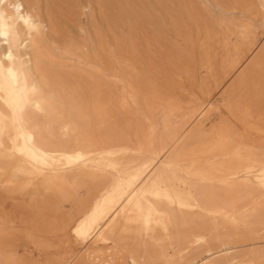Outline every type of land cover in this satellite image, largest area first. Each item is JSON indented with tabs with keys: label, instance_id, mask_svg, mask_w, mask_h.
Segmentation results:
<instances>
[{
	"label": "bare ground",
	"instance_id": "bare-ground-1",
	"mask_svg": "<svg viewBox=\"0 0 264 264\" xmlns=\"http://www.w3.org/2000/svg\"><path fill=\"white\" fill-rule=\"evenodd\" d=\"M258 2L254 18L264 27V0ZM43 12L41 0H0V170L14 185L36 182L53 192V231L64 235L74 226L85 238L96 230L93 241L111 244V250L85 252L90 264H239L244 252L234 249L249 248L246 262L264 253L252 247L264 237V151L243 146L241 132L264 134V41L253 39L251 26L239 23L217 42L227 49L217 86L227 95L228 116L209 131L185 123L173 102L158 139L120 142L111 100L103 99L92 73H69L72 80L89 81V111L103 142L98 145L88 107L50 69L52 25ZM239 12L253 14L248 6ZM257 171L260 186L251 179ZM76 189L85 196L77 197ZM59 200L73 202L74 214L66 218ZM7 254L5 264H15V253ZM73 258L61 260L71 264Z\"/></svg>",
	"mask_w": 264,
	"mask_h": 264
},
{
	"label": "rangeland",
	"instance_id": "rangeland-1",
	"mask_svg": "<svg viewBox=\"0 0 264 264\" xmlns=\"http://www.w3.org/2000/svg\"><path fill=\"white\" fill-rule=\"evenodd\" d=\"M41 5L43 17L50 19L52 25L50 50L55 59L50 69L63 75L65 90L72 92L75 87L88 107L86 114L92 125L89 123V129L97 138L93 134L91 137L94 143L98 139V145L103 142L89 111V81L84 77L72 80L69 73H92L103 99L111 100L107 106L115 124V137L137 144L158 139L163 131V113L173 102L181 106L180 117L186 120L183 122L191 126L202 124L206 131L226 118L227 95H222L217 83L223 76L227 49L217 42L239 23L251 26L254 40L264 41V27L259 16L254 18L258 0H41ZM84 5L89 8L86 10ZM247 6L253 13L251 17L239 12ZM82 44L86 47L80 51L76 46ZM69 53L90 63L68 58ZM73 99L77 100L76 96ZM241 132L243 146H256V150L260 147L264 151L263 133L244 129ZM261 176L258 171L253 173L254 185H261ZM7 179L0 170V264H5L4 256L11 252L15 253L12 257L17 264H67L61 260L65 255L74 257L71 264H82L85 260L90 264L91 258L85 252L100 256L110 252L111 244L93 241L96 230L85 238L75 235L74 226L64 235L61 231L54 232L52 217L57 208L53 192L36 182L26 186L18 181L15 186ZM80 190L74 193L82 198L85 194ZM74 205L70 200L57 202L66 218L74 214ZM3 231L7 237H3ZM261 238L254 240L253 248H264V237ZM261 249L258 251L264 252ZM234 250L244 252L239 264H264V253L246 262L249 248Z\"/></svg>",
	"mask_w": 264,
	"mask_h": 264
}]
</instances>
